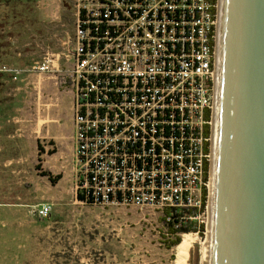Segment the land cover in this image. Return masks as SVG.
Returning <instances> with one entry per match:
<instances>
[{
	"label": "built area",
	"instance_id": "obj_1",
	"mask_svg": "<svg viewBox=\"0 0 264 264\" xmlns=\"http://www.w3.org/2000/svg\"><path fill=\"white\" fill-rule=\"evenodd\" d=\"M72 3L75 32L63 50L0 63V72L12 82L53 76L74 93L84 203L154 207L167 221V209L195 208L187 219L200 217L212 177L220 0ZM35 6L55 20L50 1ZM36 213L48 218L52 204Z\"/></svg>",
	"mask_w": 264,
	"mask_h": 264
},
{
	"label": "rangeland",
	"instance_id": "obj_2",
	"mask_svg": "<svg viewBox=\"0 0 264 264\" xmlns=\"http://www.w3.org/2000/svg\"><path fill=\"white\" fill-rule=\"evenodd\" d=\"M35 1L31 0V8L23 9L0 0V59L4 57L6 62L18 65L37 62L48 52L63 50L66 38L73 37L72 0H47L49 15L57 14L54 21L49 20L47 12L36 8ZM54 81L57 89L69 90L59 79ZM34 92L24 90L18 99L36 102ZM37 161L28 160L21 187L15 185V195L18 193L21 201L30 205H0V264H180L181 243L167 247L173 238L162 210L84 203L78 199L73 177L56 187L41 174ZM50 198L52 201L47 202ZM43 203L52 204L48 218L36 213ZM210 203L209 191L204 213L191 220L199 229L205 225L203 233L191 232L199 238L193 264H201V243L210 229Z\"/></svg>",
	"mask_w": 264,
	"mask_h": 264
},
{
	"label": "water",
	"instance_id": "obj_3",
	"mask_svg": "<svg viewBox=\"0 0 264 264\" xmlns=\"http://www.w3.org/2000/svg\"><path fill=\"white\" fill-rule=\"evenodd\" d=\"M214 121L210 264H264V0H220Z\"/></svg>",
	"mask_w": 264,
	"mask_h": 264
},
{
	"label": "crops",
	"instance_id": "obj_4",
	"mask_svg": "<svg viewBox=\"0 0 264 264\" xmlns=\"http://www.w3.org/2000/svg\"><path fill=\"white\" fill-rule=\"evenodd\" d=\"M1 58L0 63L6 62ZM54 79L34 75L27 82H12L10 74L0 72V205H30L15 195L30 158L38 159L41 171L62 175L56 187L71 177L76 183L75 97L71 90L57 89ZM28 89L38 101L18 99Z\"/></svg>",
	"mask_w": 264,
	"mask_h": 264
},
{
	"label": "trees",
	"instance_id": "obj_5",
	"mask_svg": "<svg viewBox=\"0 0 264 264\" xmlns=\"http://www.w3.org/2000/svg\"><path fill=\"white\" fill-rule=\"evenodd\" d=\"M5 2L13 3L15 6L21 7L23 9L25 7L27 9V6H30V8L32 6L31 0H5ZM15 10L19 12L18 9H15ZM208 128H207V134L210 132ZM37 167L38 169H40V164H38ZM41 174L43 176L49 177L50 181L53 184H56L62 178L61 174L53 175L51 172L44 171V170L41 172ZM78 199H80L81 201L85 200L84 196L81 193V190H78ZM207 201H208V190H205L203 194V207L201 211H204L206 209ZM88 203L91 204V202H88ZM197 212L198 210L195 208H188V209L179 208V209H172V210L167 209L166 210V214L168 216H171V220L167 221V219L164 218V221L166 222V225L168 226L169 233L175 234V238L171 239L169 244L167 245L168 248L177 246L178 244L181 243L182 241L181 234H187V233L198 232V231L203 233L205 229L204 224H201L200 229H199L197 228L195 222L187 219V216L189 214L196 215Z\"/></svg>",
	"mask_w": 264,
	"mask_h": 264
},
{
	"label": "bare ground",
	"instance_id": "obj_6",
	"mask_svg": "<svg viewBox=\"0 0 264 264\" xmlns=\"http://www.w3.org/2000/svg\"><path fill=\"white\" fill-rule=\"evenodd\" d=\"M214 144H215V121L213 130V158H212V181H211V194L213 193V174H214ZM213 198L211 197L210 209L213 205ZM209 235L205 241H202V258L201 264H210L211 260V219L209 224ZM199 241L196 234L187 233L184 235L183 240L180 244L179 250V261L180 264H193L195 244Z\"/></svg>",
	"mask_w": 264,
	"mask_h": 264
}]
</instances>
